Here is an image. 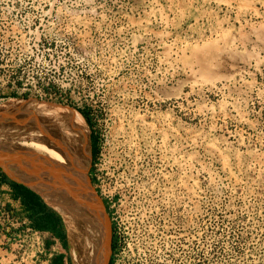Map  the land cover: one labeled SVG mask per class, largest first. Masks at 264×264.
Instances as JSON below:
<instances>
[{"label":"rangeland","instance_id":"rangeland-1","mask_svg":"<svg viewBox=\"0 0 264 264\" xmlns=\"http://www.w3.org/2000/svg\"><path fill=\"white\" fill-rule=\"evenodd\" d=\"M3 100L99 138L113 264H264V0H0ZM34 232L2 220L0 264H52Z\"/></svg>","mask_w":264,"mask_h":264},{"label":"flooded vegetation","instance_id":"flooded-vegetation-1","mask_svg":"<svg viewBox=\"0 0 264 264\" xmlns=\"http://www.w3.org/2000/svg\"><path fill=\"white\" fill-rule=\"evenodd\" d=\"M88 135L89 141L82 159L73 154L70 146L60 141L42 140L44 145L54 146L53 149L65 156L62 165L45 156H41L40 163L41 226L44 233L50 234L52 231V234H48L49 241L57 242L63 251L59 257H63L65 264V259L68 260L67 264H76L74 255L79 264H101L105 215L110 217L108 203L101 197L100 202L95 196L97 191L90 178L91 170L88 172L89 179H86L88 157H85L89 153V146L92 162L96 151V136ZM52 219L55 224L51 222ZM109 264H112V256Z\"/></svg>","mask_w":264,"mask_h":264},{"label":"bare ground","instance_id":"bare-ground-1","mask_svg":"<svg viewBox=\"0 0 264 264\" xmlns=\"http://www.w3.org/2000/svg\"><path fill=\"white\" fill-rule=\"evenodd\" d=\"M41 110L42 111H38L37 109H34V108L32 109L31 107H29L28 103H24V102H20V101H17V102L16 101H6V100L1 101L0 102V116L1 115L4 116V114H12L14 111H16L17 113H14L13 115H17V118L20 119V121L19 120L18 121L22 122V124L25 128H18V127L13 128V127L8 126V127H4L3 129H5V130L0 131V132L2 134H5L4 132L9 131L13 134V136H16L17 138H19V140H21L20 138H22V137L37 138L39 140H44V139H48L51 141L57 140V141L62 142L64 145L66 144V145L70 146L73 154L76 155L77 158H81L82 157L81 153L83 150L81 149V147L77 148L75 146L74 141L76 139L73 138V135H69L70 133L68 132V129L63 126V124L65 123L66 120L68 121L70 119L72 121V120L76 119V117L73 114V111H71L70 109H62V110L56 111V113H55L50 108H48V109L43 108ZM24 112H26V113L23 114ZM35 113H38L40 115L31 116ZM56 119H57V122L59 121V125L58 124L55 125L54 121ZM60 121H62L64 123L61 124ZM14 125H17V124H14ZM84 130H85L84 127L78 128L77 129L78 134H76L74 137L75 138L76 137L83 138ZM17 138H15V139H17ZM26 142H29V141L22 140V142H21V144L24 147H26V150H29L31 152H35L39 156H45L47 158H51V160H54L57 164L62 165L63 163H65V161H64L65 156L63 157V155H60L61 153L59 151L53 149V148H55L54 146H52L53 148H51L49 146L44 145L43 143L31 141L30 143H32L34 145H38V146L43 145L45 147V149L34 148V147H32V145L30 143L26 144ZM52 152H53V154H52ZM58 156H60V157H58ZM45 157H44V159H45ZM30 166L34 167V165H32V164H30ZM36 170L38 172H40L38 167L36 168ZM28 183H29L28 185H30L32 188H34L35 190L40 192V188L37 189V188L33 187L34 186V185H32L33 183L32 184L30 182H28ZM74 256L76 259V264H79V262L77 261L76 255H74Z\"/></svg>","mask_w":264,"mask_h":264},{"label":"crops","instance_id":"crops-1","mask_svg":"<svg viewBox=\"0 0 264 264\" xmlns=\"http://www.w3.org/2000/svg\"><path fill=\"white\" fill-rule=\"evenodd\" d=\"M21 152L22 153H16L13 158L19 162L21 161L23 166H29L31 164L32 152L26 150L24 147ZM0 194L2 202L5 203L10 210H13L19 217L30 222L32 227L39 230V232L45 235L49 234L44 233V229L41 226L43 213L40 192L28 185L24 177L20 175L11 176L0 166ZM51 222L55 224L54 219H52ZM50 234H52V231H50ZM55 242V240H50V243ZM61 254H63V251L59 248V252L54 258L59 257ZM65 261L67 264L68 260L65 259Z\"/></svg>","mask_w":264,"mask_h":264},{"label":"water","instance_id":"water-1","mask_svg":"<svg viewBox=\"0 0 264 264\" xmlns=\"http://www.w3.org/2000/svg\"><path fill=\"white\" fill-rule=\"evenodd\" d=\"M23 150L21 142H12L8 140L6 134H2L0 132V166L11 176L20 175L25 178L26 182H30L33 187L40 188V178L41 173L36 170L38 167L40 170V163L42 157L37 155L35 152H32L31 164L33 166L25 165L23 166L21 161H17L13 158L16 153H22ZM90 159L92 160V155L90 151ZM89 169L86 172V179H89L88 176ZM89 181V180H88ZM90 183V182H89ZM29 184V183H28ZM97 199L102 202L100 196L95 194ZM103 252H102V259L101 264H109L110 258L113 252V228L111 218L108 214L105 215V223H104V230H103Z\"/></svg>","mask_w":264,"mask_h":264},{"label":"built area","instance_id":"built-area-1","mask_svg":"<svg viewBox=\"0 0 264 264\" xmlns=\"http://www.w3.org/2000/svg\"><path fill=\"white\" fill-rule=\"evenodd\" d=\"M7 222V223H17L19 224L20 221L22 220L23 223H26L27 220L26 219H21L19 218V216L13 211L10 210L7 205L5 203L2 202L1 200V194H0V222L1 221ZM35 235L40 236V234H43L41 232H34ZM55 250L57 251V253L59 252V246L57 244V242H55Z\"/></svg>","mask_w":264,"mask_h":264},{"label":"trees","instance_id":"trees-1","mask_svg":"<svg viewBox=\"0 0 264 264\" xmlns=\"http://www.w3.org/2000/svg\"><path fill=\"white\" fill-rule=\"evenodd\" d=\"M11 97H14V98H18L20 97L16 92L12 93ZM24 98H27L28 97V94H25L23 95ZM80 112L82 113V115L86 118L88 124L93 127V123H92V118H91V114L89 113V111H86V110H80ZM96 155L98 154V151H99V138L96 137ZM51 246V243L49 242L48 243V247ZM114 251V250H113ZM52 264H65L64 260H63V257H56L52 260ZM113 264V262H112Z\"/></svg>","mask_w":264,"mask_h":264}]
</instances>
